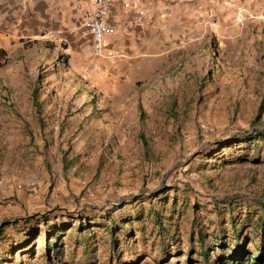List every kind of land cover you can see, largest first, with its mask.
Returning a JSON list of instances; mask_svg holds the SVG:
<instances>
[{"label":"rangeland","instance_id":"rangeland-1","mask_svg":"<svg viewBox=\"0 0 264 264\" xmlns=\"http://www.w3.org/2000/svg\"><path fill=\"white\" fill-rule=\"evenodd\" d=\"M237 1L111 90L37 36L61 1L0 0V264H264V139L218 142L264 131V0Z\"/></svg>","mask_w":264,"mask_h":264},{"label":"crops","instance_id":"crops-1","mask_svg":"<svg viewBox=\"0 0 264 264\" xmlns=\"http://www.w3.org/2000/svg\"><path fill=\"white\" fill-rule=\"evenodd\" d=\"M59 1L64 7L45 17L37 36L54 33L64 39L67 58H72L81 69L95 61L97 67L89 73L97 75L102 71L111 90H116L128 76L136 75L138 69L154 67V57L167 51L169 46L184 47L186 42L179 40L189 35L204 36L209 20H219L217 0H113L109 23L114 34L110 42L119 49L121 57L109 63L88 51L91 37L81 24V16L84 9L91 8L92 2ZM224 1L238 4L237 0ZM123 3L129 7L124 8ZM3 41L1 38L0 43Z\"/></svg>","mask_w":264,"mask_h":264},{"label":"built area","instance_id":"built-area-1","mask_svg":"<svg viewBox=\"0 0 264 264\" xmlns=\"http://www.w3.org/2000/svg\"><path fill=\"white\" fill-rule=\"evenodd\" d=\"M90 1L91 8L84 9L81 16V24L91 37V43L88 46L89 54L106 62L115 63L121 57V52L110 42L114 34V29L109 23L113 0ZM122 6L129 7L128 3H123Z\"/></svg>","mask_w":264,"mask_h":264},{"label":"trees","instance_id":"trees-1","mask_svg":"<svg viewBox=\"0 0 264 264\" xmlns=\"http://www.w3.org/2000/svg\"><path fill=\"white\" fill-rule=\"evenodd\" d=\"M34 94H35V88H32L31 90V100H32V103L33 105H36L35 104V100H34ZM262 113H264V87H263V91H262V95H261V98H260V101L257 105V109H256V116L255 118L257 119ZM257 139H260V140H263L264 139V131H254L252 134H246V133H243V134H240V135H231L230 137H228L227 139L225 140H218V142H221L223 145L222 147L224 146H228V145H234V144H239V143H246L247 145L249 143H252L253 141H256ZM159 193L157 194H153L151 196L153 197H156L158 196ZM260 206H261V209H262V214L260 215V222H259V230H260V234H261V237H264V201L260 203ZM73 215V214H72ZM74 217V216H72ZM87 217V215H81V214H78V216L75 218L76 221H82L83 219H85ZM88 219V218H87ZM138 219V217L136 218ZM28 219H26L27 221ZM154 223H160L158 221V218L157 216H154V219H153ZM229 221L230 222H233L231 219H230V216H229ZM63 222H59V224H61ZM58 224V223H57ZM87 224H85L84 222H78L77 224V230L82 232L83 228L86 227ZM56 226V225H55ZM232 226L234 227V223H232ZM115 226H112L111 229H110V232L113 231V228ZM199 245L202 246V238H200L199 240ZM263 245V242L261 243V245L257 246V249L258 250H261V247ZM203 256H204V259H206V253L205 252H202ZM234 257H231V260L233 259Z\"/></svg>","mask_w":264,"mask_h":264}]
</instances>
